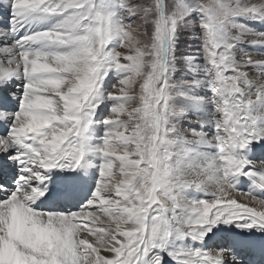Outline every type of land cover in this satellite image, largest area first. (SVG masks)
Returning <instances> with one entry per match:
<instances>
[{
	"label": "snow or ice",
	"instance_id": "obj_1",
	"mask_svg": "<svg viewBox=\"0 0 264 264\" xmlns=\"http://www.w3.org/2000/svg\"><path fill=\"white\" fill-rule=\"evenodd\" d=\"M0 264H264V0H0Z\"/></svg>",
	"mask_w": 264,
	"mask_h": 264
}]
</instances>
